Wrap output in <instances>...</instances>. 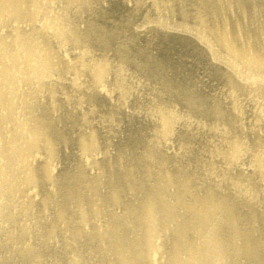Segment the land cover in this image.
<instances>
[{
    "label": "bare ground",
    "instance_id": "bare-ground-1",
    "mask_svg": "<svg viewBox=\"0 0 264 264\" xmlns=\"http://www.w3.org/2000/svg\"><path fill=\"white\" fill-rule=\"evenodd\" d=\"M0 264H264V0H0Z\"/></svg>",
    "mask_w": 264,
    "mask_h": 264
}]
</instances>
